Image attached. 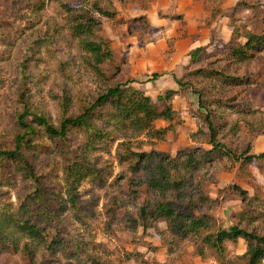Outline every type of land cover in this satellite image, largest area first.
<instances>
[{"label": "trees", "instance_id": "obj_1", "mask_svg": "<svg viewBox=\"0 0 264 264\" xmlns=\"http://www.w3.org/2000/svg\"><path fill=\"white\" fill-rule=\"evenodd\" d=\"M19 1L22 3L16 13L20 9L27 10L17 22L37 23L46 0ZM53 1H62L72 35L81 50L88 53L92 77L94 74L99 77L101 84L94 85L90 91H82L77 103H72L71 94L65 93L57 121L34 108L29 94L23 92L24 105L12 116L11 142L0 144V185L20 187L17 206L0 200V246L13 247L6 233L16 230L45 244L50 255L62 252L70 259L88 252L85 245L89 241L65 232L62 223L64 213L70 208L79 221H84L82 206L78 203L79 188L85 180L92 179L109 187L111 202L107 209L113 217L116 210L125 208L129 220L138 223L144 231L158 228L159 223L164 222L170 253L193 239L198 243L197 252L201 256L213 253L220 264H262L264 199L258 194L250 195L240 185L227 186L222 192L235 193L246 207L236 213L232 225L226 227L212 212L213 204L221 203V200L206 192L205 183L215 179V171L224 169L225 165H221L225 160L238 163L264 158V152L251 153V143L241 149L220 139L222 129L227 125L226 108L246 113L251 108L250 91L264 87L262 68L257 72H246L259 56L264 55V25L257 31H241L234 26L233 37L214 54L208 53L206 46L192 49L186 69L201 62L205 67H197L177 80L182 88L190 87L198 95L203 111L199 113L201 125L196 134L206 136V143L211 147L187 148L173 156L156 149L135 150L131 141L122 143L119 158L126 168L108 183L113 166L99 164L92 155L118 134L163 138L170 127L157 128L155 122L175 121L174 96L179 90L167 89L154 99L134 87L131 81H111L113 78L106 75L104 66L113 63L117 57L111 39L99 32L103 29L104 18L117 16L114 2L106 9L92 0ZM76 2L81 5L75 6ZM89 4L95 9L91 10ZM129 20L131 35L133 23L152 29L145 15ZM5 24L0 25L2 58L14 40L9 28L14 26L13 23L5 21ZM21 34H27V29ZM46 41L47 38L39 36L27 45L21 65V78L25 83L30 79L31 62L44 46L49 48ZM19 45L21 47V43ZM119 73L120 69H116L113 76ZM59 173L62 181L56 180L51 187L50 182ZM56 185L60 190L51 191ZM142 195L144 200H141ZM131 211L137 213V219L130 215ZM241 238L247 242L246 252L228 260V244H236ZM25 251L29 263L38 264L33 250ZM89 257L93 264H108L96 255ZM156 264L164 263L156 261Z\"/></svg>", "mask_w": 264, "mask_h": 264}, {"label": "rangeland", "instance_id": "obj_2", "mask_svg": "<svg viewBox=\"0 0 264 264\" xmlns=\"http://www.w3.org/2000/svg\"><path fill=\"white\" fill-rule=\"evenodd\" d=\"M92 1L106 9L114 2L118 11L115 18H104L103 29L99 32L111 39L117 57L113 63L104 66L106 75L113 78L111 81H131L134 87L154 99H158L167 89H179V93L174 96V108L177 112L175 121L155 122L157 128L170 127L163 138H153L146 134H118L117 138L106 141L92 155L99 164L113 166V174L107 178L108 183L126 168L119 158V153L123 150L122 143L131 141L135 150L156 149L173 156L187 148L209 149L211 146L206 143L207 137L196 134L201 125L199 113L203 111L199 106L198 95L190 87L182 88L177 82L184 74L197 67H205V64L201 62L192 65L188 70L182 61L177 69L166 71L163 67L178 49L182 50V57L190 54V50L198 45H206L208 53H216L233 37L234 26L241 31L260 30L264 25V0ZM21 3L19 0H0V25H6L5 21L14 25L9 26L14 37L13 44L8 46L3 58L0 56V144L11 142L12 116L24 105V91L29 94L34 108L57 121L61 116V101L65 93H70L71 102L77 103L82 91H90L94 85L101 84L99 77L95 74L92 77L88 53L81 50L72 35L62 1L46 0L37 23H32L34 27L31 29L32 24L17 22L27 10L20 9L16 13ZM197 4L204 8L199 14ZM74 5L81 4L76 2ZM89 8L94 10L95 6L89 4ZM144 13L150 19L152 29L144 24L133 23L131 35L128 30L130 17ZM23 29H27V34H21ZM39 36L47 38L49 48L44 46L31 62L30 79L25 83L21 78L23 53L27 45ZM187 44L190 46L187 47ZM0 49H3L2 45ZM153 51H157L155 56L151 54ZM149 54L152 56H148ZM261 68L264 70V55L259 56L246 72H257ZM116 69H120V73L113 76ZM250 92L251 108L246 113L226 108L224 117L227 125L222 129L220 139L241 149L251 143V153L259 154L264 152V87ZM43 161L46 162V159ZM223 166V170L215 171V179L205 183V189L212 198L221 200V203L213 204L212 212L219 223L229 227L234 221V215L244 210L246 204L235 193L222 191L227 186L237 184L248 190L250 195L258 194L264 199V158L238 163L225 160L221 167ZM56 180L62 181L61 173L49 185L54 187ZM19 189V185H0V200L17 206ZM59 190L56 185L51 191ZM79 192L78 203L82 206L84 221H79L70 208L64 213L62 227L65 232L77 234L89 241L85 245L88 252L70 259L62 252L50 255L45 244L13 230L6 235L10 245L14 246H0V264H30L26 249L33 250L38 264H93L90 254L100 257L108 264H156V261L164 264H220L213 253L201 256L197 252L198 243L193 239L170 253L169 234L164 222L159 223L158 228L144 231L138 223L129 220L125 208L116 210L114 217L110 215L107 209L111 202L108 186L87 179ZM66 198L67 195L64 194V199ZM141 200H144V195ZM130 215L137 219L136 212L131 211ZM246 250L247 242L242 238L236 244L229 243L227 258L232 260Z\"/></svg>", "mask_w": 264, "mask_h": 264}, {"label": "crops", "instance_id": "obj_3", "mask_svg": "<svg viewBox=\"0 0 264 264\" xmlns=\"http://www.w3.org/2000/svg\"><path fill=\"white\" fill-rule=\"evenodd\" d=\"M197 8L199 9L198 14L201 13L202 10L204 11V8L202 6H200V5H198V4H197ZM141 15L147 16V14H145V13L141 14ZM148 20L150 21V19H148ZM150 23H151V21H150ZM159 25H162V24L159 23ZM188 46H190V44H187V47ZM199 46H202V45H198V47ZM204 46H206V45H204ZM193 48H196V47H193ZM148 51L150 52V50H148ZM180 53H182V50L178 49V52L177 51L174 52V54L171 56V58L166 62V64L163 67V68L166 69V71L172 70L173 68L177 69L178 68L177 66L179 65L180 61H182L185 66L188 64V62H189V54L187 56L182 57ZM151 54H154V56H155L157 54V51H153V53H151ZM151 54H149L148 56H150ZM179 54H180V56H179ZM170 89L179 90V89H175V88H170Z\"/></svg>", "mask_w": 264, "mask_h": 264}]
</instances>
